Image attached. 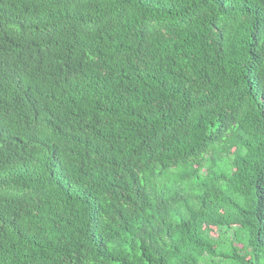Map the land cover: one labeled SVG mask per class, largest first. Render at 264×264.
Wrapping results in <instances>:
<instances>
[{"label":"trees","instance_id":"trees-1","mask_svg":"<svg viewBox=\"0 0 264 264\" xmlns=\"http://www.w3.org/2000/svg\"><path fill=\"white\" fill-rule=\"evenodd\" d=\"M0 264H264V0H0Z\"/></svg>","mask_w":264,"mask_h":264}]
</instances>
